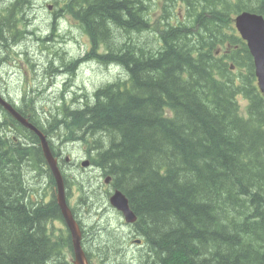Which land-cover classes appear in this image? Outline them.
I'll return each instance as SVG.
<instances>
[{
  "label": "trees",
  "instance_id": "16d2710c",
  "mask_svg": "<svg viewBox=\"0 0 264 264\" xmlns=\"http://www.w3.org/2000/svg\"><path fill=\"white\" fill-rule=\"evenodd\" d=\"M74 1L78 7L67 8H78L88 57L118 65L124 76L97 89L84 108L63 103L48 128L85 144L102 178L125 195L148 249L144 264H264V95L233 26L243 10L264 17V0H221L218 10L217 0H208L209 15L198 8L195 18L203 33L189 41L184 29L164 25L152 29L159 37L153 49L139 37L124 44L125 36L150 31L138 0ZM25 3L7 5L12 29ZM7 22L0 21V40ZM0 43L8 48L14 36ZM16 128L34 151L6 133ZM37 142L0 107V264H68L56 262L70 238L66 233L65 245L52 236L63 221L55 199L45 203L26 186L33 171L44 170ZM64 178L68 197L73 182ZM74 185L85 194L84 181Z\"/></svg>",
  "mask_w": 264,
  "mask_h": 264
},
{
  "label": "rangeland",
  "instance_id": "374dc122",
  "mask_svg": "<svg viewBox=\"0 0 264 264\" xmlns=\"http://www.w3.org/2000/svg\"><path fill=\"white\" fill-rule=\"evenodd\" d=\"M13 1L0 0V6L11 4L10 2ZM65 1L74 3L78 7L74 0H27L28 4L25 3L17 11L19 18L13 17L19 20L15 23L14 29H12L13 23H10L8 15L0 8V21H8V25L10 24L9 30L5 28L8 26L7 23L2 25L4 27L3 39L0 42H6V39L9 42L12 36L15 41L14 45L8 47L9 49L0 43V93L11 103H16V101L19 103L24 97L23 91L29 90L27 97L31 101L36 122L42 128L45 126L48 128L51 116L55 115L56 109L63 104V100L69 104L70 110L84 108L92 104L91 97L97 89L124 76V71L118 65H113V63L104 65L94 57H88L86 50L89 48V43L86 31H84L87 29L77 26L76 21L68 14L64 17L60 16ZM220 1L217 0V10L221 7ZM138 2V5L142 7V15L147 18L148 22L151 11L150 20L154 23L160 22L161 26L185 28V33L181 37L189 41L196 39L197 35L202 32L201 24L195 20L202 10L197 11V9L203 8L205 12L212 6L210 4L208 7V0H138ZM165 4L166 7H164ZM48 6L51 8L48 9ZM223 10L229 12L231 6L228 5ZM196 12L199 14L197 15ZM205 15H209L208 10ZM20 29L25 32L24 36L16 35ZM191 31L195 37L189 35L192 34ZM121 33L125 32L121 31ZM39 36L43 38L48 36V39L44 42ZM137 37L140 38L143 46L149 45L151 49L158 47V34L151 28L150 31L131 33L128 39L125 36L127 41L124 44L134 43ZM215 55H222V50H216ZM228 64L233 71L237 72L231 62ZM64 89L66 94L63 93ZM238 100L244 110L246 101L243 98ZM28 107L29 105H22L20 109L27 113ZM54 128L56 127L48 128L50 137L64 135L61 129L54 131ZM17 140L22 144L29 138L25 134H18ZM53 144L57 153L62 151L69 155L76 165L86 160L87 147L83 143L62 144L53 138ZM28 146L32 147L33 144L30 143ZM36 148L35 144L31 151ZM70 167L68 171L64 168L68 180L73 182L70 184L72 188L69 191L68 201L75 211L76 219L82 226H80L84 232L82 242L84 249L90 255V263L144 264L148 249L145 245L141 247L134 244L133 240L138 239L135 236V229L126 224L120 213L109 204L111 189L105 186L103 180H94L99 177L98 174L101 171L77 168L74 164H70ZM93 168L97 167L93 166ZM37 178L38 180L35 181ZM83 181L85 194L74 185V183ZM26 186L30 190L31 186L38 187V191L34 188L35 191L32 192L38 194L41 201H46L52 192L50 177L45 171L43 173L33 171V178L29 183L27 182ZM88 189L91 192L88 193ZM51 232L55 240L62 243L66 232L60 221L55 222ZM62 244L66 245V243ZM68 252V247L57 249L56 262L69 263L71 256Z\"/></svg>",
  "mask_w": 264,
  "mask_h": 264
},
{
  "label": "water",
  "instance_id": "95a60500",
  "mask_svg": "<svg viewBox=\"0 0 264 264\" xmlns=\"http://www.w3.org/2000/svg\"><path fill=\"white\" fill-rule=\"evenodd\" d=\"M234 24L241 38L247 44L248 50L253 59L254 74L257 80V86L259 91L264 94V18L259 14L245 11L235 17ZM0 106H2L20 124L35 132L40 138L43 156L49 165L56 183V203L71 235V241L75 255V264H87L80 243L81 233L77 223L73 218L72 212L66 203L63 179L57 167L56 160L51 154L45 137L25 119H23L2 98H0ZM83 166H87V162H84ZM108 181L109 178L106 179V182ZM110 204L123 215L127 223L135 222L136 217L129 207L128 200L121 192L115 191L114 195L110 198Z\"/></svg>",
  "mask_w": 264,
  "mask_h": 264
},
{
  "label": "bare ground",
  "instance_id": "6f19581e",
  "mask_svg": "<svg viewBox=\"0 0 264 264\" xmlns=\"http://www.w3.org/2000/svg\"><path fill=\"white\" fill-rule=\"evenodd\" d=\"M172 28H176V29H179V28H181V29H184V30H186L185 28H182V27H178V26H174V27H172ZM112 64V63H111ZM113 65H115V64H113ZM0 98H2V99H4L5 97L0 93ZM4 130V129H3ZM4 133V132H3ZM18 144H21L20 142L18 143ZM45 167V166H44ZM46 168L43 170V171H45L46 172Z\"/></svg>",
  "mask_w": 264,
  "mask_h": 264
},
{
  "label": "flooded vegetation",
  "instance_id": "af4514ba",
  "mask_svg": "<svg viewBox=\"0 0 264 264\" xmlns=\"http://www.w3.org/2000/svg\"><path fill=\"white\" fill-rule=\"evenodd\" d=\"M62 152H58V154H61Z\"/></svg>",
  "mask_w": 264,
  "mask_h": 264
}]
</instances>
